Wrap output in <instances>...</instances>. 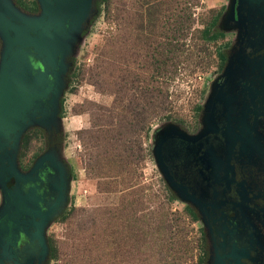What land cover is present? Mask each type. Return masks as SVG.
Instances as JSON below:
<instances>
[{
  "label": "rangeland",
  "instance_id": "374dc122",
  "mask_svg": "<svg viewBox=\"0 0 264 264\" xmlns=\"http://www.w3.org/2000/svg\"><path fill=\"white\" fill-rule=\"evenodd\" d=\"M98 2L69 49L56 122L30 126L23 137L31 143L22 152L21 141L15 156L26 167L52 156L67 176L66 199L43 232L48 252L37 264H201L202 224L163 182L157 143L160 134L198 123L222 66L218 51L233 41V2ZM217 18L213 32L225 36L200 39ZM2 49L1 41L0 66ZM166 50L173 59L168 81ZM199 60L205 64L197 67ZM150 105L157 117L143 124ZM0 264L17 263L8 257Z\"/></svg>",
  "mask_w": 264,
  "mask_h": 264
},
{
  "label": "flooded vegetation",
  "instance_id": "af4514ba",
  "mask_svg": "<svg viewBox=\"0 0 264 264\" xmlns=\"http://www.w3.org/2000/svg\"><path fill=\"white\" fill-rule=\"evenodd\" d=\"M11 1L27 17L62 7L61 0ZM232 2L233 41L212 97L198 107L192 128L160 134L157 156L163 182L202 224V264H264V0ZM40 159L20 162V174H7L0 187L8 199L0 225L10 228L4 238L22 264L38 263L33 236L66 191L61 169Z\"/></svg>",
  "mask_w": 264,
  "mask_h": 264
},
{
  "label": "water",
  "instance_id": "95a60500",
  "mask_svg": "<svg viewBox=\"0 0 264 264\" xmlns=\"http://www.w3.org/2000/svg\"><path fill=\"white\" fill-rule=\"evenodd\" d=\"M71 2L75 4L69 9ZM91 4L92 0H61V8L45 6L42 16L27 17L11 0H0V38L3 44L0 66V187H4L7 174L10 177L20 174L15 156L25 131L33 125H53L57 120L59 96L70 66L66 62L69 49L79 36ZM46 157L61 169L66 181V172L54 157L48 155L40 160ZM65 199L66 191L63 200L45 215L41 230L33 236L40 246L38 263L48 252L43 232ZM6 214L5 203L0 220ZM9 232L8 226L2 228L0 225V263L11 257L17 264H22L14 255L11 243L4 238ZM26 264L35 262L29 260Z\"/></svg>",
  "mask_w": 264,
  "mask_h": 264
},
{
  "label": "trees",
  "instance_id": "16d2710c",
  "mask_svg": "<svg viewBox=\"0 0 264 264\" xmlns=\"http://www.w3.org/2000/svg\"><path fill=\"white\" fill-rule=\"evenodd\" d=\"M110 0H100V2H98V7H100L101 6V4L102 3H108ZM218 21H219V19L217 18V19H214V21H212L210 24H208V25H206L205 26V28L203 29V30H201V31H199V33H200V39H202V40H204V41H212V40H216V39H218L219 38V36H222V37H224L225 36V34L224 33H216V32H213V28L218 24ZM0 43H1V40H0ZM180 46H184V44H182V45H180ZM174 47L176 48V46L174 45ZM175 51L176 50H174V53H175ZM172 51H167L166 50V53H168V54H166L165 55V58H164V60H163V64L166 66L165 68H164V71H163V79H166L167 81L170 79V71L168 70V68H167V66L169 65V63L171 62V61H173V59L169 56V53H171ZM182 52H185V51H182ZM218 57L221 59V61H222V63H223V60H224V57H225V54H224V52L223 51H218ZM175 58H176V56H175ZM174 58V59H175ZM186 59V58H185ZM188 63H189V60L187 61ZM205 64V61L203 60V61H201V60H199L198 61V63H197V67L199 66V65H204ZM69 76L70 77H72L73 76V74L72 73H70L69 74ZM161 94H162V96L163 97H167V92L165 91V90H161ZM163 103H166V101H163ZM150 108H148V109H145V114L146 115H148V117H151V119H149V118H144L143 120H142V123L144 124H146V123H149L151 120H153L155 117H157V115L156 114H158V112H154V111H152L151 110V107H152V105H150L149 106ZM163 110V108H160V111H162ZM153 114H155V116L153 117V119H152V115ZM152 122V121H151ZM150 122V123H151ZM31 140H32V138H30L28 135H26V136H24L23 137V139H22V152H25V150H27L28 149V147H29V145H30V143H31ZM98 140V139H97ZM94 143L96 144L97 143V141H95L94 140ZM23 154V153H22ZM91 166V168H92V170H94V172H98L99 170H100V168L98 167V165H96V167H95V165H90ZM188 215L193 219V220H195L196 218L190 213V212H188ZM53 258H56V255H55V250H54V248L52 247V251H51V254H50V259H53ZM203 262V261H202ZM202 264V263H201Z\"/></svg>",
  "mask_w": 264,
  "mask_h": 264
}]
</instances>
